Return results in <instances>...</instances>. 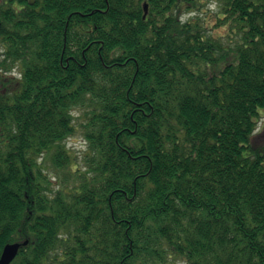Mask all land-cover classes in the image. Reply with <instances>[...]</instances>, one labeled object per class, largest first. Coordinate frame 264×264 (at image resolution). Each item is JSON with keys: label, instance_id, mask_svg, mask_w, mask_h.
I'll list each match as a JSON object with an SVG mask.
<instances>
[{"label": "trees", "instance_id": "trees-1", "mask_svg": "<svg viewBox=\"0 0 264 264\" xmlns=\"http://www.w3.org/2000/svg\"><path fill=\"white\" fill-rule=\"evenodd\" d=\"M214 1L232 46L184 18ZM262 114L264 0H0V255L264 264Z\"/></svg>", "mask_w": 264, "mask_h": 264}, {"label": "rangeland", "instance_id": "rangeland-1", "mask_svg": "<svg viewBox=\"0 0 264 264\" xmlns=\"http://www.w3.org/2000/svg\"><path fill=\"white\" fill-rule=\"evenodd\" d=\"M198 15L200 16L203 26L206 32L214 37L219 38L223 37V40L227 43H231V46L235 43V40L238 38L237 34L232 33L228 28L221 27L218 25V6L216 2H206L205 5L197 12H189L185 14L184 18L187 19L191 16ZM16 75L19 77L18 70L10 71L7 76ZM79 114L75 113V124L77 125V131L73 137L68 139L66 148L71 152L74 157V164L73 167H78L80 170H84L83 164V155L85 152V143L81 138V130L78 126L80 123ZM251 145L255 149H262L264 148V114L258 120L257 129L255 130L252 138H251ZM44 167L46 170L47 175L50 177L52 186L56 187L58 185L62 187L71 186L74 182L73 175L68 173H63L60 170H55L49 158L44 160ZM169 264H184L181 261L171 262Z\"/></svg>", "mask_w": 264, "mask_h": 264}, {"label": "water", "instance_id": "water-1", "mask_svg": "<svg viewBox=\"0 0 264 264\" xmlns=\"http://www.w3.org/2000/svg\"><path fill=\"white\" fill-rule=\"evenodd\" d=\"M35 0H30V4H33ZM145 13H147V6H144ZM24 245L27 244V242L23 243ZM19 250V244H7L4 246L1 255H0V264H11L12 261L15 259V257L18 254Z\"/></svg>", "mask_w": 264, "mask_h": 264}, {"label": "flooded vegetation", "instance_id": "flooded-vegetation-1", "mask_svg": "<svg viewBox=\"0 0 264 264\" xmlns=\"http://www.w3.org/2000/svg\"><path fill=\"white\" fill-rule=\"evenodd\" d=\"M27 2L29 3V0H27Z\"/></svg>", "mask_w": 264, "mask_h": 264}]
</instances>
